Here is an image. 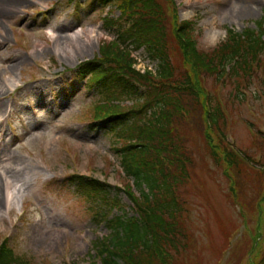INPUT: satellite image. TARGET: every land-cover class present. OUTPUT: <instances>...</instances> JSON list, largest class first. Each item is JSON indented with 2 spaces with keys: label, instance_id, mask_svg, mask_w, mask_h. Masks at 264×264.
<instances>
[{
  "label": "rangeland",
  "instance_id": "obj_1",
  "mask_svg": "<svg viewBox=\"0 0 264 264\" xmlns=\"http://www.w3.org/2000/svg\"><path fill=\"white\" fill-rule=\"evenodd\" d=\"M75 2L21 0L0 14V167L6 171L0 178L5 186L13 177L27 178L20 193L12 194L10 184L2 190L0 244L28 264H88L100 238L109 236V221L134 216L124 189L131 181L118 163L116 130L90 124L102 88L86 86L75 75L78 66L99 54L104 41L113 39L109 31L114 28L105 29L102 18L108 13L116 18L119 12L98 2ZM173 2L178 21L191 23L190 33L202 51L222 42L226 29H256L264 13V0ZM170 46V58L179 66L182 57L174 41ZM223 79L217 83L206 76L203 86L224 114L225 140L260 172L247 181L248 171L228 169L221 152L215 163L198 107L196 122L181 129L190 170L177 192L184 204L173 237L176 250L165 248V264L264 262V247H252L257 227L264 237L255 208L264 193V89L257 79L244 90ZM8 167L18 168L11 173ZM76 175L95 180L102 191L74 181ZM9 193L11 206L5 210ZM113 200L119 207L111 206ZM156 257L161 262L154 264H163Z\"/></svg>",
  "mask_w": 264,
  "mask_h": 264
},
{
  "label": "trees",
  "instance_id": "obj_2",
  "mask_svg": "<svg viewBox=\"0 0 264 264\" xmlns=\"http://www.w3.org/2000/svg\"><path fill=\"white\" fill-rule=\"evenodd\" d=\"M91 1L114 5L120 14L116 19L104 18V26L114 28L115 38L104 41L99 54L78 67L77 75L87 78L86 85L102 88L92 107L90 124L116 130L119 167L125 179L131 181L124 192L134 216H118L109 221V236L100 238L103 241L88 264H154V261L161 262L156 259L158 255L165 264L168 251L165 248L171 246L176 250L173 237L184 204L177 192L190 170L191 159L181 129L188 121L196 122L198 107L206 145L215 163L221 152L228 169L248 171L247 181L259 175L260 170L245 155L232 150L225 140L224 114L205 91L203 80L211 76L219 83L227 77L234 80L236 90L241 87L244 90L257 79L264 89V13L256 29H245L241 33L226 29L222 42L211 51H202L196 47L190 33L191 23L178 21L173 0ZM127 41L146 46L149 55L159 60L154 75H141L132 69V59L125 47ZM171 41L182 57L179 66L170 58ZM125 101L130 104L125 105ZM227 168L223 171L229 175ZM73 179L102 191L95 180L82 176ZM239 184H243L241 180ZM243 197L238 195L237 199ZM112 202L111 206L119 207L117 200ZM255 208L258 222L263 220L264 223L263 190ZM259 231L257 227L252 243L253 249L258 250L264 247V237ZM96 244L99 243L93 246ZM0 264L28 263L2 244ZM252 264L264 262L259 260Z\"/></svg>",
  "mask_w": 264,
  "mask_h": 264
},
{
  "label": "bare ground",
  "instance_id": "obj_3",
  "mask_svg": "<svg viewBox=\"0 0 264 264\" xmlns=\"http://www.w3.org/2000/svg\"><path fill=\"white\" fill-rule=\"evenodd\" d=\"M18 3L21 4V0H0V14H3V13L6 12V8L5 7H8L11 4H18ZM242 8L245 11L246 8H244V7H242ZM77 34H78V32H77ZM75 36H76V34H72V36L69 35L67 37L69 38V40H72V38L75 37ZM9 82H10V86L11 87L14 86V84H15V80L14 79H9ZM4 167L7 168V165L4 166ZM17 168L18 167H16V168L8 167L7 171H9V172L12 173L13 170H17ZM5 172L6 171L3 169V167H0V175L2 176L3 173H5ZM13 178H14L13 183L12 182H9L7 180L6 186H8V184H10L13 187L12 194H17V192L15 193L14 190H17L20 193V190H22V187L25 186L26 183H27V178L26 177H23L22 179H19L17 177H13ZM6 186L3 183L2 179L0 178V201H1V195H3V191L2 190H4V188H6ZM11 198H12V195H10V193L7 194V196H6V207H5V210L10 209V206H11L10 200H12ZM4 213L5 212L2 210V207H1V209H0V221L2 220Z\"/></svg>",
  "mask_w": 264,
  "mask_h": 264
}]
</instances>
